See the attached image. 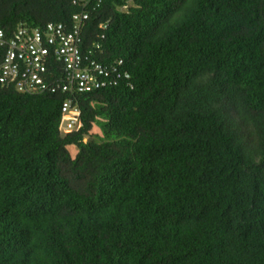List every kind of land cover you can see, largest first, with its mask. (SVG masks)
<instances>
[{
    "label": "trees",
    "instance_id": "1",
    "mask_svg": "<svg viewBox=\"0 0 264 264\" xmlns=\"http://www.w3.org/2000/svg\"><path fill=\"white\" fill-rule=\"evenodd\" d=\"M84 12L128 78L0 84V264H264V0H0V27Z\"/></svg>",
    "mask_w": 264,
    "mask_h": 264
},
{
    "label": "built area",
    "instance_id": "2",
    "mask_svg": "<svg viewBox=\"0 0 264 264\" xmlns=\"http://www.w3.org/2000/svg\"><path fill=\"white\" fill-rule=\"evenodd\" d=\"M88 13L74 14L69 23L48 22L41 27L20 25L7 37L0 27V84L21 93L36 94L57 90L83 93L128 78L116 66L105 65L84 54L82 29ZM57 64L62 79H56L50 67ZM64 132L80 126V110L66 100L61 107Z\"/></svg>",
    "mask_w": 264,
    "mask_h": 264
},
{
    "label": "rangeland",
    "instance_id": "3",
    "mask_svg": "<svg viewBox=\"0 0 264 264\" xmlns=\"http://www.w3.org/2000/svg\"><path fill=\"white\" fill-rule=\"evenodd\" d=\"M92 133H93L94 136L101 135V131L96 125H94ZM69 149H70V151L72 152L73 155L76 153V149L74 147H70Z\"/></svg>",
    "mask_w": 264,
    "mask_h": 264
}]
</instances>
